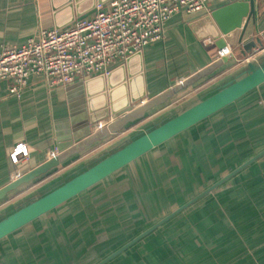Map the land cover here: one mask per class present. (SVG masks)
<instances>
[{
  "label": "crops",
  "instance_id": "0c3cea01",
  "mask_svg": "<svg viewBox=\"0 0 264 264\" xmlns=\"http://www.w3.org/2000/svg\"><path fill=\"white\" fill-rule=\"evenodd\" d=\"M251 1L210 0L208 9L204 11H179L165 23L163 38L147 44L141 54L129 61L125 59L115 64L108 76L91 75L72 84L52 87L45 76L32 75L19 95L10 92L12 81L2 82L0 188L57 154L58 146L76 143L92 132L90 107L98 110L107 105L110 109V116L96 124L95 130L100 129L216 60L233 54L219 67L221 71L216 77L207 83L200 87L192 85L173 94L166 102L147 112L143 119L130 123L105 140L94 142L62 167H68L80 157H84L87 164L124 139L175 114L187 103L220 86L245 68L248 62H259L264 57V0H253L254 15L249 20L243 16L240 27L227 34H222L213 18L217 9L235 3L247 4L250 12ZM108 2L110 0H0V43L20 46L42 29H62L78 19L91 17L98 4ZM231 19V15H226L227 25L231 24ZM247 20L248 26L243 33ZM219 34L220 39L212 36ZM228 36L231 40L227 39ZM207 38H212V43L206 44ZM220 40L226 42L222 48L219 47ZM228 48L231 51L227 55H219L221 50ZM19 145L27 148L28 156L14 162L11 154ZM59 169L60 166L54 175L28 187L21 185L18 187L22 189L20 195L5 201L14 203L35 195L49 185ZM228 188L233 190L230 200L222 202L219 198V204L208 206L203 215L196 209L182 220L183 223L176 222L175 227L158 232L155 238L142 244L138 251L151 256L148 264H264V208L256 205L254 214L247 211L248 215H243L239 223L237 215L231 217L235 211L232 206L240 200L255 202L256 195L237 191L253 188L246 182H232ZM214 193L208 194L210 199ZM158 243L163 245L160 256ZM129 264L139 263L134 259Z\"/></svg>",
  "mask_w": 264,
  "mask_h": 264
},
{
  "label": "trees",
  "instance_id": "16d2710c",
  "mask_svg": "<svg viewBox=\"0 0 264 264\" xmlns=\"http://www.w3.org/2000/svg\"><path fill=\"white\" fill-rule=\"evenodd\" d=\"M218 70L193 86L207 83L221 71ZM200 98L178 112L198 103ZM124 144L125 141L114 148ZM262 149L264 84L2 239L0 264H96ZM89 166L42 189L41 194L29 196L31 199H25L19 206L4 210L0 220ZM55 169L27 183L26 187L54 175ZM232 182L250 184L253 188L237 191L256 195L255 202H235L232 218L237 215L241 223L242 216H247V211L253 213L256 205L264 208L263 157L218 187L211 194L212 199L207 195L108 264H129L134 259L139 264H148L151 256L138 251L142 244L155 238L158 232L175 227L176 222L183 223L194 210L199 209L198 213L203 215L208 206L219 204V198L222 202L230 200L233 190L228 186ZM21 192V188L12 190L0 203L11 196L14 199ZM203 203L205 207L201 206ZM157 248L160 256L162 243Z\"/></svg>",
  "mask_w": 264,
  "mask_h": 264
},
{
  "label": "water",
  "instance_id": "95a60500",
  "mask_svg": "<svg viewBox=\"0 0 264 264\" xmlns=\"http://www.w3.org/2000/svg\"><path fill=\"white\" fill-rule=\"evenodd\" d=\"M251 4L252 8L250 12L248 11L247 4L241 3L229 4L213 12V18L219 24V28L222 34H227L232 29L239 28L243 16H247L249 20L252 15H254L253 0L251 1ZM226 15H231L232 21L230 25L226 24ZM248 20L243 29V33H245L247 29ZM212 36L215 39H220L221 34H219L218 36ZM227 39L231 40L229 36L227 37ZM220 41L221 42L219 44V47L222 48L226 45V42L224 40ZM231 43L234 44V41H231ZM139 54H141V51L129 56L126 60L129 61L131 58ZM228 57H233V54H229V56H225L216 60L212 64L196 72L176 86L166 90L165 92L159 94L151 100L129 110L128 112L122 114L100 129L95 130L96 124L104 121L110 116V109L107 105L97 108L98 110H94L90 107L89 125L91 127L90 131L92 132H89L86 137L76 143L73 142L72 144L58 146L57 154H55L39 166L11 181L6 186L0 188V200L4 199L9 192L17 189L21 185L27 184L48 173L49 171L58 168L73 156L83 152L85 148L91 146L94 142L105 140L111 135L121 132L130 123H134L137 120L143 119L146 116L147 112L154 109L156 106H159L166 102L173 94L187 89L202 77L213 73L215 70H217V68L219 69V67L228 60ZM110 74L111 71L108 75ZM263 84L264 57L259 62H248L246 67L242 68L239 72L232 76V78L225 81L220 86H217L214 89H211L208 92L202 94L200 98L201 100L198 103H195L180 112H178V110V113L176 112L175 115L172 114L162 119L161 121L149 126L144 131L138 132L131 137L124 139L122 141H125V144L123 146L119 147L118 149L114 148L116 146L109 148L98 158L89 161L87 164L79 168L78 170H81L91 164L88 168H86L76 176L62 182L53 190L42 194L31 203L25 205L24 207H21L14 213L0 220V241L10 234L14 233L15 231L35 221L39 217L49 213L65 202L71 200L87 189L93 187L99 182L105 180L109 176L115 174L122 168L149 153L163 143H166L167 141L171 140L187 129L211 117L228 105L236 102L250 91L259 88ZM263 157L264 149L257 152L237 168L214 182L212 185L173 210L168 215L158 220L149 228L133 237L131 240L104 257L96 264H108L120 254L135 246L137 243L155 232L158 228L190 208L199 200L215 191L223 183L230 180L232 177L236 176L244 169Z\"/></svg>",
  "mask_w": 264,
  "mask_h": 264
},
{
  "label": "built area",
  "instance_id": "2783aa9c",
  "mask_svg": "<svg viewBox=\"0 0 264 264\" xmlns=\"http://www.w3.org/2000/svg\"><path fill=\"white\" fill-rule=\"evenodd\" d=\"M210 0H110L98 4L91 17L62 29L45 28L25 44L0 43V84L12 81V94L21 92L30 76L43 75L50 86L72 84L91 75H108L118 62L163 38L165 23L176 13L201 12ZM207 38L205 43H212ZM231 49L221 50L225 56ZM14 162L28 156L16 146Z\"/></svg>",
  "mask_w": 264,
  "mask_h": 264
},
{
  "label": "rangeland",
  "instance_id": "374dc122",
  "mask_svg": "<svg viewBox=\"0 0 264 264\" xmlns=\"http://www.w3.org/2000/svg\"><path fill=\"white\" fill-rule=\"evenodd\" d=\"M188 104V103H187ZM162 120V119H161ZM161 120H159V121H161ZM159 121H157V122H159ZM25 157H27V156H25ZM25 157H22V158H25ZM84 157H80V159L77 161V162H72L71 164H69L68 165V167H62V166H64L65 164H63V165H61L60 167H61V170L54 176V178H53V180L51 181H49V185L48 186H51L52 185V182H54V181H56V180H61V179H64L65 177H67L68 175H70L71 173H73V172H75L76 170H78L79 168H81L83 165H85L86 163H84ZM18 161H20V160H18ZM17 161V162H18ZM80 162H82V163H80ZM263 163V162H262ZM83 164V165H82ZM74 167V168H73ZM71 168H73V169H71ZM71 169V170H70ZM51 178V179H52ZM47 186V187H48ZM44 188H46V187H44ZM39 194H41V191L39 190L38 191V193H36L35 195H33L34 197L36 196V195H39ZM33 196H31V197H33ZM31 197H25V198H23V199H21V200H19V201H17V202H10L9 200H11L12 198H10L8 201H5V202H2V203H0V213H2L3 211L2 210H6V209H8L9 207H15V206H19L22 202H25L26 200H27V198L28 199H31ZM26 199V200H25ZM202 207H205L206 206V204L205 203H203L202 205H201Z\"/></svg>",
  "mask_w": 264,
  "mask_h": 264
}]
</instances>
